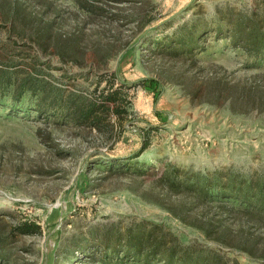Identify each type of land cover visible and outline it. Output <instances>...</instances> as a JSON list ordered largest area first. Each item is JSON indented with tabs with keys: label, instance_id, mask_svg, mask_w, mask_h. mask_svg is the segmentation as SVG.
I'll return each mask as SVG.
<instances>
[{
	"label": "rangeland",
	"instance_id": "1",
	"mask_svg": "<svg viewBox=\"0 0 264 264\" xmlns=\"http://www.w3.org/2000/svg\"><path fill=\"white\" fill-rule=\"evenodd\" d=\"M244 17L264 28V0H0V264H105L150 232V264H264V213L221 190L264 182V57L215 34ZM110 89L100 130L54 103Z\"/></svg>",
	"mask_w": 264,
	"mask_h": 264
},
{
	"label": "trees",
	"instance_id": "2",
	"mask_svg": "<svg viewBox=\"0 0 264 264\" xmlns=\"http://www.w3.org/2000/svg\"><path fill=\"white\" fill-rule=\"evenodd\" d=\"M206 27L196 28L195 30L187 29L186 26H182L179 30L176 31V35L173 37L175 42V51L181 53L185 52H194L202 47V42H205V37H202V32H206ZM215 34L219 36H230V45L235 47H241L248 54L262 58L264 57V28L261 25L253 20L251 17L240 18V20L234 22L232 19L222 20V24H219ZM11 78L5 76L0 71V89L6 90L8 92L11 85ZM39 84L36 82V79L32 80H23L19 84H17L18 91L17 95H21L26 91H36L38 90ZM5 92V91H4ZM119 91L117 89H110L107 92H103L101 97L99 98H82L81 101H78L76 95H71L67 97L65 103H60L57 101V97H61V95L56 96L54 103L57 104V107L65 110L66 114H71L70 110L73 112V119L77 120L81 123H88L95 129H102L105 123L104 119L111 113H115L120 115L122 110L123 101L125 99L118 96ZM44 103L42 105L49 104L46 103L49 98L52 97L50 93L45 94ZM61 100V99H60ZM62 102V101H61ZM50 104H53L51 102ZM122 108V109H121ZM69 112V113H68ZM148 145V142H145L143 148ZM198 186V185H197ZM198 189L206 190V183L201 184L197 187ZM221 190L224 194H231L241 202L243 205H248V207H252V210H258L260 213H264V182L263 181H243L242 179H236L232 177L229 179L228 183L221 187ZM22 231H32L40 230V226L35 223H24L21 227ZM151 232L148 236L131 234L128 235L126 239V246L124 247L122 253V257H117L115 260L104 259L105 264H150L147 259L148 255L142 256V249L147 246L149 243V237L151 236ZM146 237V238H145ZM121 237L117 238V241L106 240L104 242V246L109 247L112 245V250L116 253L120 250ZM114 242V243H113ZM162 239L154 244L152 252L162 250ZM145 259V260H144ZM170 264H190L187 262V259L181 258L180 260H176L173 257V254H170L167 258H165ZM134 261V262H133ZM197 263L192 264H199Z\"/></svg>",
	"mask_w": 264,
	"mask_h": 264
}]
</instances>
